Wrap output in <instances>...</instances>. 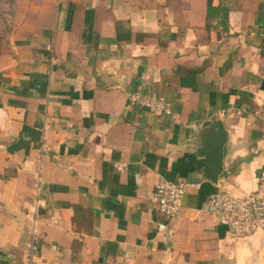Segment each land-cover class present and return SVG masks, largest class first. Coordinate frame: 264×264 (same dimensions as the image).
Wrapping results in <instances>:
<instances>
[{
  "label": "crops",
  "instance_id": "1",
  "mask_svg": "<svg viewBox=\"0 0 264 264\" xmlns=\"http://www.w3.org/2000/svg\"><path fill=\"white\" fill-rule=\"evenodd\" d=\"M5 15L0 264H27L33 230L32 264H264L263 232L235 239L199 211L264 168V0H14ZM215 119L217 185L194 145ZM161 179L186 185L177 218L152 201Z\"/></svg>",
  "mask_w": 264,
  "mask_h": 264
},
{
  "label": "built area",
  "instance_id": "2",
  "mask_svg": "<svg viewBox=\"0 0 264 264\" xmlns=\"http://www.w3.org/2000/svg\"><path fill=\"white\" fill-rule=\"evenodd\" d=\"M129 101L155 115L171 113L170 104L162 96H150L137 91L129 96ZM185 189L186 185L182 181L164 179L154 186L152 201L163 218L174 219L180 215ZM199 211L220 218L235 239L257 232L264 233V168L257 177L253 191L236 194L231 190L221 189L206 197ZM36 251L37 236L33 230L28 246L27 264H32Z\"/></svg>",
  "mask_w": 264,
  "mask_h": 264
},
{
  "label": "water",
  "instance_id": "3",
  "mask_svg": "<svg viewBox=\"0 0 264 264\" xmlns=\"http://www.w3.org/2000/svg\"><path fill=\"white\" fill-rule=\"evenodd\" d=\"M198 126L194 145L199 159L195 167L207 181L217 185L222 172V151L227 134L218 119L201 122Z\"/></svg>",
  "mask_w": 264,
  "mask_h": 264
},
{
  "label": "rangeland",
  "instance_id": "4",
  "mask_svg": "<svg viewBox=\"0 0 264 264\" xmlns=\"http://www.w3.org/2000/svg\"><path fill=\"white\" fill-rule=\"evenodd\" d=\"M14 3V0H0V16L10 13L12 10V5ZM7 16L5 15V18ZM3 17V19H5Z\"/></svg>",
  "mask_w": 264,
  "mask_h": 264
}]
</instances>
